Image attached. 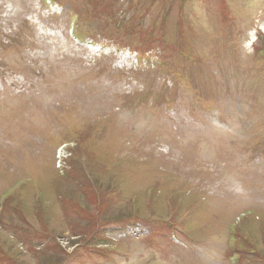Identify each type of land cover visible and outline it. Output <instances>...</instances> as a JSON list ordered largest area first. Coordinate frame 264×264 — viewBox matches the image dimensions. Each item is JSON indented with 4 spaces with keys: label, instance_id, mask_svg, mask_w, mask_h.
<instances>
[{
    "label": "rangeland",
    "instance_id": "rangeland-1",
    "mask_svg": "<svg viewBox=\"0 0 264 264\" xmlns=\"http://www.w3.org/2000/svg\"><path fill=\"white\" fill-rule=\"evenodd\" d=\"M60 1L64 6H76L83 13L86 30L98 38L103 29L101 15L108 4ZM220 1L194 0L191 8ZM241 1L244 8L234 7L232 12L244 10L238 25H246L248 35L264 24V0ZM183 4L181 0L179 7ZM135 5L136 12L150 15L151 21L174 7L165 0H135ZM42 8L39 0H0V193L20 179L29 180L7 199L1 214L0 264H229V226L247 209L260 215L242 223L237 244L253 258L251 264H257L255 259L260 256L264 259V156L260 160L251 149L259 140L264 151V127H243L233 121L229 115L233 105L239 112L243 106L234 99L229 100L231 105L226 102L224 86L215 72L232 64L208 63L214 54L207 44L209 38L224 42L225 54L235 41L216 31L227 29L218 19H230L229 12L190 17L171 25L174 28L161 27L165 30L162 36L157 32L179 72L184 66L177 52L181 48L205 59L196 67L202 79L195 81L205 102L221 112L224 126L208 119L204 103L194 97L182 100L187 113L168 117L164 125L137 101L117 97L122 86L129 87L133 80L125 72L110 70L115 60L107 59L99 66L97 62L88 65L83 58L73 59L71 52L78 50L67 40L69 22L46 16ZM110 11L118 12L116 8ZM212 16H217L215 25ZM190 26L203 33L195 34ZM106 33L116 38L101 34L102 41L114 44L119 40L134 46L133 40L114 30ZM197 39L200 41H194ZM241 48L243 56L228 59L258 76L232 82L231 93L237 99L257 97L256 106L239 116L264 124V72L255 68L248 44L247 49ZM78 64L86 74L71 69ZM152 96L156 102L149 101V105L163 104L164 94L153 91ZM62 101L77 106L57 119L54 106ZM48 105L51 112L45 110ZM184 125L190 129L189 137ZM118 141L127 143L121 154L113 147ZM63 142L78 144L71 181L58 176L51 165ZM62 206L66 207L63 214ZM130 221L144 222L150 231L159 233L122 244L107 238L108 228H124ZM200 223L207 225L200 229ZM172 232L185 239L175 243L168 235ZM199 244L202 246L197 248ZM102 253L109 259L102 258ZM254 254L257 256L252 257Z\"/></svg>",
    "mask_w": 264,
    "mask_h": 264
}]
</instances>
